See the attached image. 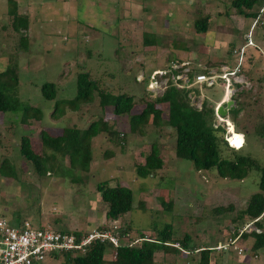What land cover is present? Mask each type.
Segmentation results:
<instances>
[{"label":"rangeland","instance_id":"rangeland-1","mask_svg":"<svg viewBox=\"0 0 264 264\" xmlns=\"http://www.w3.org/2000/svg\"><path fill=\"white\" fill-rule=\"evenodd\" d=\"M12 1L14 13L27 18V27L13 32L8 0H0V70L12 68L18 81L17 110L0 115V217L11 219L10 214L14 213L26 221V214L31 217L34 210L40 214L47 206L44 211L51 214L48 219L53 223L59 217L65 189L68 192L72 185L76 187L75 195L67 200L76 207L82 204L81 192L90 193L97 200L96 185L105 182L109 187L128 188L132 208L127 217L123 215L116 223L106 221L89 231L113 225L122 231L129 225L132 231L128 236L118 233L119 240L128 243L139 235L153 238L156 230L168 224L173 240L187 236L191 245L205 246L209 242L204 241L206 236L213 239L208 264L210 253L226 254L235 248L240 252L233 253L242 251L245 262L264 264L263 251L255 253V257L250 250L252 238L245 243L235 241L244 230L262 231L244 218L240 226L236 217L256 192V172H248L241 181L221 179L214 171H196L191 162L175 158L174 133L166 125L165 114L162 124L154 126L148 120L137 133L129 130L126 117L113 116L111 109L99 110L96 99L75 111L60 105L62 115H52L54 101L43 99L40 92L42 84L53 83L57 88L55 100L72 99L76 74L88 71L99 83L118 93L132 95L135 101H149L159 97L170 80L177 88L188 90L191 106L200 108L202 101L213 106V126L224 130L223 136L233 149L242 147L241 151L264 166V136L257 135L264 128V26H260L264 6L257 18L244 19L230 7L231 0ZM202 18H207V31L198 34L193 23ZM145 36L153 42L144 45ZM20 38L25 39V47L20 45ZM247 44L249 47L243 49ZM230 72L234 74L228 76ZM188 74L194 78L189 79ZM201 74L213 76L212 88H207L210 83H195L196 75ZM223 74L227 81L217 79ZM223 100L232 102V110L239 109L233 124L227 108L223 116L215 114ZM27 107L39 109L41 120L30 117ZM100 117L116 136L114 143L105 132L90 139L86 170L70 167L67 156L56 154L54 160L46 163L47 172L37 175L30 162L19 154L21 137L29 138L35 154L48 155L50 150L41 147V131L56 137L66 128L83 130ZM229 127L233 129L231 134ZM151 144L156 146L162 167L151 177L139 178L135 166L144 163ZM230 154L224 149L223 155ZM55 195L57 200L51 203L47 198ZM96 206V215H102L100 201H96ZM218 207L231 209L214 215L212 211ZM55 210L58 216H53ZM28 221L33 228L42 225L37 218ZM258 223L264 227V213ZM50 226L55 231L72 232L67 231L66 223ZM89 231H81V235ZM175 245H167L179 251L170 263L180 264L184 251ZM57 258L53 263L66 262L64 257ZM229 261L235 264L234 260Z\"/></svg>","mask_w":264,"mask_h":264},{"label":"trees","instance_id":"trees-1","mask_svg":"<svg viewBox=\"0 0 264 264\" xmlns=\"http://www.w3.org/2000/svg\"><path fill=\"white\" fill-rule=\"evenodd\" d=\"M8 3L11 8L8 13L12 16L11 30L15 33H18L19 29L25 30L27 18L14 13V2L12 0H8ZM263 6L264 0L230 1V7L244 18H257L258 11ZM254 8L256 9L253 10ZM206 19L202 18L194 21L193 28L196 33L204 34L207 31ZM152 42L151 39L147 40V36H145L144 45H149ZM19 43L22 47H25L24 38H20ZM188 78L193 79L194 77L192 78L191 74H188ZM17 85L15 70L8 67L2 71L0 70V115L17 110ZM212 87V85L207 86V88ZM40 92L43 99L54 101L52 115L55 113L62 115L63 108L60 105L68 106L70 110L75 111L81 105L91 104L96 99L99 110L111 109L113 116L126 117L129 130L137 133H141L148 120H151V124L154 126L162 124L161 117L165 114L166 125L174 133L173 151L175 158L191 162L196 171H214L221 179L241 181L247 176L248 172H256L258 176L256 192L249 196L245 208L239 211L236 217L239 220L244 218L252 221L256 228L262 230L261 232L249 234L253 239L250 249L256 251L264 247V227L258 223L259 218L264 213V166L253 159L249 153L241 151L242 147L237 149H233L229 145L227 147L228 143L223 136L224 130L219 126L214 127L212 124L214 107L206 101H202L200 108L191 106L187 97L188 90L177 88L170 80L167 81L159 97L149 101L143 99H139L140 102L135 101L136 98L132 95L118 93V90L115 91L113 88L99 83L90 76L88 71L76 74L75 95L72 99L55 100L57 88L53 83L42 84ZM26 111L31 114L30 117L41 120L39 109L27 107ZM238 111L239 109L235 108L227 112L231 124L234 123L233 118ZM101 132L108 133V140L114 143L113 140L116 134L107 129L105 120L100 117L83 130H77L73 127L66 128L56 137L41 131L39 134L41 147L50 150L51 153L48 155L44 153L42 155L35 154L30 147L29 138L21 137L19 154L30 162L37 175H44L47 172L45 170L46 163L50 159L54 160L56 154L63 157L67 156L70 167L79 166L81 170H86L90 161V139ZM237 133L239 132L237 131ZM257 135L263 137L264 128ZM224 149L231 151V154L228 156L223 155ZM161 167L162 161L158 158L156 146L151 144L149 152L144 156V163L135 166L136 175L139 178H146L153 175ZM96 190L100 193L101 202L106 206V221H119L121 220L120 217L131 210L133 199L128 188L119 185L109 187L105 182H102L96 185ZM165 205L170 206V203ZM230 209V207L227 209L218 207L212 213L220 215ZM124 227L118 233L128 236L132 229L129 225ZM74 234L79 236L76 232ZM138 239L143 240L140 241L137 247H128L122 242L119 246L113 248L109 243L94 241L86 247L84 254L81 256L70 257L69 253H62L60 256L65 258L66 262L63 264H152V253L155 249H165L168 247L167 245L176 243L184 251L192 250L187 236H184L181 240L171 239V226L168 224L156 230L153 238H144L143 235H139ZM107 247L113 251L112 260L109 261L104 260V252ZM209 251V249L200 250L197 264H208Z\"/></svg>","mask_w":264,"mask_h":264},{"label":"built area","instance_id":"built-area-1","mask_svg":"<svg viewBox=\"0 0 264 264\" xmlns=\"http://www.w3.org/2000/svg\"><path fill=\"white\" fill-rule=\"evenodd\" d=\"M233 74L230 72L228 76ZM212 77L201 74L196 76L195 83L211 85ZM217 79L228 80L225 74L217 76ZM237 82L239 83L238 80ZM76 234L79 236H75L73 232H59L49 227L33 228L28 221L11 225L0 218V264H39L46 258L60 256L62 253H69L70 257L81 256L86 247L94 241L109 243L113 248L122 243L118 238V227L115 225L112 228L93 229L83 235ZM141 240L143 239H134L122 244L137 247ZM239 252L238 250L237 253Z\"/></svg>","mask_w":264,"mask_h":264},{"label":"crops","instance_id":"crops-1","mask_svg":"<svg viewBox=\"0 0 264 264\" xmlns=\"http://www.w3.org/2000/svg\"><path fill=\"white\" fill-rule=\"evenodd\" d=\"M244 19H247V18H244ZM262 23L263 24L260 26H264V15L262 17ZM242 47L244 49V48L249 47V46L246 45V46H242ZM148 177H151V175ZM53 181H54V179H53ZM71 188L72 189L68 190V192H66L67 189H65V192L68 194L65 195L64 194L65 192H63L62 198H60V201H61L60 206H59L60 208H58V209H60V212H58L59 217L54 218L52 220L53 223H50L49 222L50 220L48 219L49 215H51V214L49 213V215H47L45 212L47 210L46 208H49L47 206L44 209L45 211L44 210L42 211V209H41L40 214L38 213V211L34 210V212L32 214L33 216H31V217L28 216L26 214V212H24L27 216L25 220L28 221V220H31L33 218H37L39 220L40 224H42L39 227H49V228H52L50 225L53 224V226H54L58 222H60L61 224L66 223L67 231H72L73 233L74 232H80L81 233V231L82 232L83 231H89L91 228H95V227L101 226L102 224L106 223L105 212H104L106 210V206L101 202L100 193H99V198L96 200V197L92 196L90 193L84 195L81 192L79 195H80V201L83 200L82 202H80L82 204H79L78 206L75 207V203H73V201H71V204L69 201H67V200H69L68 196L71 195V197H70V199H71L73 197V195H75V192H76L75 191L76 187L74 185H72ZM141 195H142L141 199L144 200V193H142ZM64 196H67L66 200H65ZM47 199L52 203L53 201L57 200V196L56 195L55 196H49ZM96 201H100V203L102 204V215H100V216L96 215L97 214L96 213V208H97ZM92 203H94V204H92ZM132 204H133V201H132ZM70 208H72V209H70ZM27 213L29 214V212H27ZM55 215L58 216L56 213V210H55L53 216H55ZM127 216L128 215L126 213L123 217H127ZM10 217H12V218L11 219H4L2 217H0V218L4 219L6 222H8L11 225H17L21 221L24 220V219H20L18 217H15L14 213L10 214ZM261 217L259 218V220L261 219ZM15 220H17V221H15ZM117 221H115V222H117ZM28 222L30 223V221H28ZM243 222H244L243 220H240L239 225L241 226V223H243ZM251 224L253 225V223H251ZM240 226H239V228H240ZM236 228L237 227H235V229ZM248 228H249V226H248ZM253 228H255V227H253ZM53 229H54V227H53ZM250 233H252V232H250V230L248 229V230H244V234H241V236L239 234L238 235L236 234L238 237L235 235L236 236L235 241L241 242L242 240H244V241H242V243H245V241L248 240V238L251 239V237L249 236ZM244 235H246V236L244 237ZM207 237L208 236L205 237L204 241H209L210 243L205 242V244H203L205 246L197 245L195 243H192V245H191L189 242V245L192 247V250L191 251H184L183 250L184 253L181 252L182 254H181V258L179 259V263L180 264H197L198 258H199V255L197 254V250H199L198 251V253H199L200 250L205 247V248L209 249L210 251H212L210 246L213 245V244H211V241L213 239L209 240V237L208 238ZM243 238H245V239H243ZM236 246L239 247V245H237V243H236ZM234 250H236V248L232 249L231 253H226V254H224V253L223 254L210 253L211 257H210L209 264H229L230 259L235 261V259H237V257H238V259H237V261H235V264H255L254 262H245L244 257L241 256V255H243V252L241 251L240 254H237L236 252L233 253ZM262 251L264 253V247L260 248L256 251H252V252H253V255H255V257H257L256 254H258V253L261 254ZM112 252H113L112 249L107 247L105 252H104V260L111 259L112 258ZM178 252L179 251H177L176 249H174L171 246H169L165 249H155L154 252L152 253V264H171L170 261H173V259H174L172 256L177 254ZM197 255H198V257H197ZM223 256H226V257H223ZM251 257H253V256H251ZM58 258H60V257H58ZM58 258H57V256L46 258L42 263H39V264H55L53 262L59 260ZM247 258H248V255H247ZM173 263H175V262H173Z\"/></svg>","mask_w":264,"mask_h":264},{"label":"water","instance_id":"water-1","mask_svg":"<svg viewBox=\"0 0 264 264\" xmlns=\"http://www.w3.org/2000/svg\"><path fill=\"white\" fill-rule=\"evenodd\" d=\"M231 104H232L231 101L222 102V104L217 106L215 110V114L218 116H223L224 113L226 112V108L227 110H232V107H230Z\"/></svg>","mask_w":264,"mask_h":264},{"label":"bare ground","instance_id":"bare-ground-1","mask_svg":"<svg viewBox=\"0 0 264 264\" xmlns=\"http://www.w3.org/2000/svg\"><path fill=\"white\" fill-rule=\"evenodd\" d=\"M222 102H226V100H223ZM229 130H230V133H229V134H231V132H233V131H232L233 129L229 127ZM228 141H229V140H228ZM229 143H230V141H229ZM230 145H231V147L233 148V146H232L231 143H230ZM235 149H236V148H235Z\"/></svg>","mask_w":264,"mask_h":264},{"label":"snow or ice","instance_id":"snow-or-ice-1","mask_svg":"<svg viewBox=\"0 0 264 264\" xmlns=\"http://www.w3.org/2000/svg\"><path fill=\"white\" fill-rule=\"evenodd\" d=\"M235 142L237 143V146H238V144H239V142H240V138L237 137Z\"/></svg>","mask_w":264,"mask_h":264}]
</instances>
